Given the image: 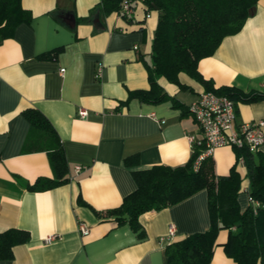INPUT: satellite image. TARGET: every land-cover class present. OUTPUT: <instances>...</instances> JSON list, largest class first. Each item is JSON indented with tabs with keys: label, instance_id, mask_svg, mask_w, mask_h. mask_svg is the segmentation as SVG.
I'll use <instances>...</instances> for the list:
<instances>
[{
	"label": "crops",
	"instance_id": "obj_1",
	"mask_svg": "<svg viewBox=\"0 0 264 264\" xmlns=\"http://www.w3.org/2000/svg\"><path fill=\"white\" fill-rule=\"evenodd\" d=\"M98 2L21 0L29 22L8 36L0 34V232L29 233L0 264H169L168 243L210 226L205 189L141 213L138 230L106 214L136 189L133 170L187 161L193 148L188 136L201 137L188 105L205 87L179 72L181 86L157 78L165 93L160 101L128 97L150 88L157 11L135 0L128 17L97 9L91 14ZM197 70L213 88L264 94V0L255 3L239 31L199 59ZM233 100L236 124L264 119V96ZM26 108L49 120L66 160L67 181L45 190L29 189L38 177L53 173L46 150L38 147L43 140L31 137ZM79 108L86 117L78 115ZM258 152H264V143L252 152L254 161ZM210 157L216 176H226L235 164L242 179L237 203L244 210L249 205L245 163L227 145ZM79 222L88 234H80ZM169 224L175 226L171 238ZM48 235L54 238L45 242ZM227 236V229L217 232L209 264H234L223 248Z\"/></svg>",
	"mask_w": 264,
	"mask_h": 264
},
{
	"label": "trees",
	"instance_id": "obj_2",
	"mask_svg": "<svg viewBox=\"0 0 264 264\" xmlns=\"http://www.w3.org/2000/svg\"><path fill=\"white\" fill-rule=\"evenodd\" d=\"M21 0H0V34L8 36L16 25L29 22L31 15L23 9ZM123 0H99L91 10L101 15L113 11L119 13ZM134 8L135 0H128ZM146 9L157 11V23L151 43L152 67L149 71L148 90H135L128 97L160 101L165 93L160 91L157 78L164 77L178 84L179 72H185L205 87L232 99L241 97L253 100L264 94H242L226 86L213 88L197 70L199 59L211 55L221 40L236 33L243 26L258 0H140ZM89 17L80 18L88 20ZM24 116L30 123L31 137L43 140L39 148L46 150L53 173L52 178L38 177L31 190H45L67 181L66 160L60 139L49 120L37 109L26 108ZM202 145H193L191 155L183 164L170 166L153 165L147 169L133 170L137 187L126 195L121 204L106 214L118 222L126 221L134 230L140 225L138 217L148 210H159L191 196L207 191L210 226L182 239L172 241L165 247L169 264H209L217 232L227 229L223 244L225 254L234 264H264V152L256 154L246 148H234L236 160L242 156L249 179L248 194L258 201L254 212L251 204L240 210L237 194L241 176L233 164L226 176H216L213 161L205 156L196 167L194 161L202 151ZM127 214V218L122 215ZM26 230L11 228L0 232V259L12 258V247L26 242Z\"/></svg>",
	"mask_w": 264,
	"mask_h": 264
},
{
	"label": "built area",
	"instance_id": "obj_3",
	"mask_svg": "<svg viewBox=\"0 0 264 264\" xmlns=\"http://www.w3.org/2000/svg\"><path fill=\"white\" fill-rule=\"evenodd\" d=\"M133 13V8L128 0H123L120 5L119 14L125 17ZM149 16L150 13L145 14ZM136 47V46H135ZM96 75H99L97 69ZM188 111L192 114L197 123L201 137L195 139L189 135L192 146L202 145L203 149L194 161V167L205 156H210L213 150L220 146H231L233 148H246L250 152H255L264 143V119L254 120L236 124L235 102L232 98L225 94H218L212 90H203L198 97L188 105ZM81 117H86L87 111L79 108L77 111ZM239 162L243 163L242 156ZM81 167L76 166V170ZM249 204H251L254 212L258 206V201L252 196H248ZM80 234L86 235L89 232L88 226L84 222L78 223ZM175 233L174 224H169L167 236L172 237ZM54 238L53 235L45 237V242H50Z\"/></svg>",
	"mask_w": 264,
	"mask_h": 264
},
{
	"label": "water",
	"instance_id": "obj_4",
	"mask_svg": "<svg viewBox=\"0 0 264 264\" xmlns=\"http://www.w3.org/2000/svg\"><path fill=\"white\" fill-rule=\"evenodd\" d=\"M0 39H1V38H0ZM122 217H123V218H127L128 216H127V214H123Z\"/></svg>",
	"mask_w": 264,
	"mask_h": 264
}]
</instances>
